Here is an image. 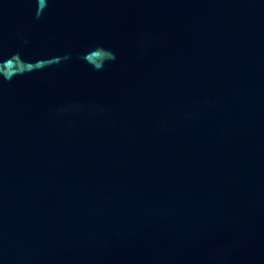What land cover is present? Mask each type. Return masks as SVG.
Wrapping results in <instances>:
<instances>
[{
	"label": "water",
	"instance_id": "1",
	"mask_svg": "<svg viewBox=\"0 0 264 264\" xmlns=\"http://www.w3.org/2000/svg\"><path fill=\"white\" fill-rule=\"evenodd\" d=\"M0 264H264V0H0Z\"/></svg>",
	"mask_w": 264,
	"mask_h": 264
}]
</instances>
